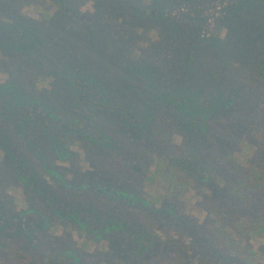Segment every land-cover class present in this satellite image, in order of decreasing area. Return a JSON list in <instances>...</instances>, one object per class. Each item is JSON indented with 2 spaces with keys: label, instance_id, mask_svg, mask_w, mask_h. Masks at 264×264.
<instances>
[{
  "label": "rangeland",
  "instance_id": "rangeland-1",
  "mask_svg": "<svg viewBox=\"0 0 264 264\" xmlns=\"http://www.w3.org/2000/svg\"><path fill=\"white\" fill-rule=\"evenodd\" d=\"M243 4V0H0V51L4 54L0 59V86L3 85L11 101L40 98V103L58 118L75 119L81 115V109L66 92V78L68 75L72 81L73 74H82V57L86 55L92 64L90 69L98 64L95 79L106 94V101L118 107L112 110L113 115H118L114 126L116 139L129 135L133 140L143 141L144 129L121 123L124 115L118 102L124 103L122 109L141 111L139 116L145 119L164 114L169 119L184 121L194 113L181 110L175 104L177 100H189L188 107L193 109L196 105L194 111L200 112L213 101L200 92L199 99L189 96L193 92L180 96L181 92L168 84L173 82L171 79L163 81L157 77L163 75V68L157 62L171 41L176 49H169L173 59L171 64L166 63V70H171L173 62H180L181 54L191 55L192 75L213 69L221 74L223 64L227 65L235 56L248 58L244 63L251 67L252 74L246 76L245 73L241 78L246 88L250 86L249 81L255 84L253 92L245 98L246 91L240 89L232 99L252 100L257 103L259 117L264 118V50L258 49L254 54L245 50L247 46L257 45L258 40L264 46V7L251 2L246 7ZM181 45L182 51L179 50ZM135 50L142 55L137 57ZM200 55L202 58L198 59ZM250 55L255 58L249 59ZM121 60L129 61L132 68L140 66L139 70L135 67L136 72H131L132 78L124 79L117 74L116 63L122 67ZM129 65L125 66L128 67L125 71L129 70ZM57 72L61 73L60 77ZM64 74L66 77L61 79ZM9 75V85L4 87ZM193 79L191 77L189 82ZM40 80L53 88L41 86L43 89L37 93ZM164 83L167 85L162 86ZM102 85H106V89ZM228 96L216 95L215 98L225 102ZM210 114L208 111L201 114L202 132L205 131L204 120ZM31 133L28 137L33 141L35 132ZM80 139L81 135L67 139L63 145L66 149L51 146L52 143L45 140V144L50 145L45 167L51 176L84 192L83 199L86 192L104 193L99 195L103 201L96 205L82 202L77 210L53 202L41 189L30 185L18 169V158L2 153L5 146L0 137V246L13 240L22 241L32 254L44 259H66L67 264H160L156 256L167 244L146 245L142 226L123 213L115 212L110 205V199L112 202L116 197L141 199L144 185L136 180V188H133L126 179H113L111 174L107 175L110 180L107 182L103 171L87 170L81 163L82 154L72 149ZM89 140L92 143L91 138ZM35 142L38 143L36 139ZM258 211L248 213L253 222ZM188 212L203 217L190 209ZM171 214L164 215L166 224ZM28 215L34 217L35 225L29 226L25 219ZM175 226L182 229L180 223ZM185 231L189 232L187 228ZM196 235L197 246L190 244L192 240L180 246L189 245L203 257L213 255L212 261L199 264H223V259L214 251L204 248L212 242L201 234ZM253 242L255 248L264 249V239ZM190 256L189 252L188 262ZM194 263L190 258L189 264Z\"/></svg>",
  "mask_w": 264,
  "mask_h": 264
},
{
  "label": "trees",
  "instance_id": "trees-1",
  "mask_svg": "<svg viewBox=\"0 0 264 264\" xmlns=\"http://www.w3.org/2000/svg\"><path fill=\"white\" fill-rule=\"evenodd\" d=\"M260 1L259 4L258 0H243V6L251 2L262 8L264 0ZM256 44L247 46L245 50L251 54L258 52V49L264 50L260 40ZM169 49H176L171 41L168 50L157 62L163 68V75L157 77L160 76L163 81L171 79L173 82L168 84H173L171 87L181 92L180 96L193 92L189 96L199 99L202 93L213 100L208 108L201 111L211 113L204 120L205 131L202 132L201 128L202 113L194 111L196 105L193 109L188 107L189 100L175 102L181 110L194 113L184 121L169 119L164 114L145 119L139 116L141 111L122 109L124 103L118 102L123 111L121 115H124L121 123L144 129L145 136L143 141L133 140L129 135H122L124 139L117 140L114 126L118 115H113L112 110L118 107L106 101V94L97 86L98 80L95 79L98 64L93 70L90 69L92 64L85 55L80 67L82 74H73L72 81L67 75L65 84L66 92L81 109V115L75 119L58 118L40 103V98L11 101L7 99L3 85L0 86V137L5 146L2 153H11L18 158L20 173L34 188L41 189L57 204L79 210L82 202L96 205L103 201L99 195L104 193L99 190L93 195L91 191L86 192L83 199L84 192L70 188L51 176L45 167L50 153V145L45 144V140L50 141L51 146L55 144L58 148L66 149L63 145L67 139L81 135L72 149L82 154L81 163L87 170L94 172L98 168L103 171L107 182L110 181L107 175L111 174L113 179H126L133 188H136V180L144 185L141 199H135V196L129 200L116 197L112 202L110 199V205L115 212L123 213L142 226L146 245L167 244L156 256L160 264H189L190 258L193 263L196 262L194 264L212 261V254L203 257L189 245L180 246V243L187 245L189 240L193 241L190 244L197 246L199 238L196 234L212 242L207 243L208 247L200 243V247L214 251L223 259V264H264V249L255 248L253 242L264 239V118L259 117V111L255 108L257 103L252 100L232 99L237 97L235 93L240 89L246 91L245 98L249 92H253L255 84L249 81L250 86L246 88L241 78L245 77V73L246 76L251 73V67L244 63L248 58L235 56L227 65L222 63L221 74L213 69L192 75L194 68L189 65L193 60L191 55L181 54L180 62H173L171 70L165 69L166 63L171 64L173 59ZM179 50L182 51V45ZM134 52L137 57L142 55L139 50ZM3 55L0 51V59ZM248 57L255 58L251 55ZM121 61L122 67L116 63V70L124 79L132 78L131 72L135 71V67L136 70L140 69L137 65L130 67L129 61ZM126 65H129V70L125 71L128 68ZM247 69L249 72H245ZM60 75L57 72V76ZM65 77L66 74L61 79ZM191 77L194 79L190 83ZM40 81H37V93L43 89L41 86L47 85ZM7 82L4 87L9 85L10 75ZM102 87L106 89V85ZM116 87L122 88L120 85ZM45 88L53 86L48 84ZM216 95L229 96L225 102H221L215 98ZM32 131L35 132L33 141L28 137L32 136ZM67 163L70 165L69 161ZM189 209L203 217L190 214ZM255 210L259 211L253 222L248 213ZM168 213L172 214L166 224L164 215ZM25 219L29 226L35 225L32 215ZM176 223L181 224V230L176 228ZM24 244L13 240L0 246V264H67L66 259L38 257L25 249ZM189 252L191 256L188 262ZM215 261L220 262L218 259Z\"/></svg>",
  "mask_w": 264,
  "mask_h": 264
}]
</instances>
